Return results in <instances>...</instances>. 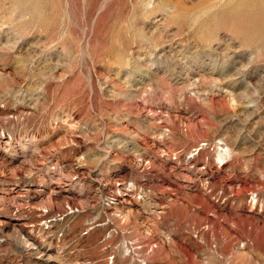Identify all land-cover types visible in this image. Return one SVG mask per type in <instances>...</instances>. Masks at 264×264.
Masks as SVG:
<instances>
[{"label":"rangeland","instance_id":"374dc122","mask_svg":"<svg viewBox=\"0 0 264 264\" xmlns=\"http://www.w3.org/2000/svg\"><path fill=\"white\" fill-rule=\"evenodd\" d=\"M0 264H264V0H0Z\"/></svg>","mask_w":264,"mask_h":264},{"label":"bare ground","instance_id":"6f19581e","mask_svg":"<svg viewBox=\"0 0 264 264\" xmlns=\"http://www.w3.org/2000/svg\"><path fill=\"white\" fill-rule=\"evenodd\" d=\"M159 213V211L158 212H156V214H158ZM143 261V260H142ZM144 263V262H143Z\"/></svg>","mask_w":264,"mask_h":264}]
</instances>
